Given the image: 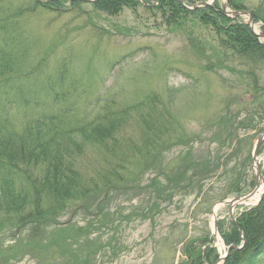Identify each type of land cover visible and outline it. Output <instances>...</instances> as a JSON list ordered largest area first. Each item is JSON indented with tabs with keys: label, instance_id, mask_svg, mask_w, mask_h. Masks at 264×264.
Here are the masks:
<instances>
[{
	"label": "rangeland",
	"instance_id": "rangeland-1",
	"mask_svg": "<svg viewBox=\"0 0 264 264\" xmlns=\"http://www.w3.org/2000/svg\"><path fill=\"white\" fill-rule=\"evenodd\" d=\"M224 1L214 0L218 6ZM243 1L249 9H264V0ZM40 3L45 4L44 0ZM4 6L6 11L0 9V21L9 31L5 42L4 37L0 39V49L5 48L10 54L6 60L11 72L0 76V85L5 90L8 81L27 92L33 87L42 89L35 100L37 104L32 102L30 106L0 99V134L5 140L23 138L25 142L27 124L38 117H58L65 112V122L75 127L98 115L103 107L115 110L138 105L146 95L156 94L170 107L179 127L178 139L188 141L165 153L166 161L171 162L173 156L189 146L196 154L208 148L215 158L225 160L219 172L203 182V193L227 191L235 180L234 167H240V163L242 166V160L251 155L254 139L264 129V114L260 112L264 103V67L256 71L261 88L256 96L251 77L245 72L239 74L236 64L233 72L218 70L220 47L210 31L191 17L180 21L178 27L170 25L160 13L139 4L133 9L122 8L116 14L98 11L90 3L73 8L65 3L61 12L36 4L33 13L19 16L15 10L33 7L34 0H12ZM191 40L195 44L193 51ZM231 134L242 142L247 140L246 145L235 151ZM128 136L134 139L130 127L121 134ZM101 160L96 151H88L80 160L83 168H79L93 176V172L102 170ZM257 161L264 173V141ZM251 170L250 164L244 169L246 177L240 184L244 193L254 180ZM149 174H143L138 185L144 186ZM143 194L132 188L112 192L103 204L107 217L101 221L82 211L74 213V208L61 213L38 242L28 239L29 226L20 227L17 239L12 237L15 229L8 218L11 214L0 212V264H82V260L74 262L70 252L62 255L58 249L60 238L55 230L60 226L66 229V224L83 229L63 237L67 243L79 238V247L73 245L72 250L79 249L76 254L89 260L86 264H176L183 240L204 236L207 231L212 233L211 211L205 213L201 204L204 194L199 199L195 193L164 198V202H157L160 212L151 207L152 200ZM88 204L93 206L94 202ZM256 204L257 198L253 197L236 206L233 215L256 208ZM215 218L227 227L228 207H220ZM216 238L212 250L223 258L219 264H228L245 247L242 241L236 251L226 252L222 239ZM48 243L50 246L41 250L42 244ZM259 264H264V256Z\"/></svg>",
	"mask_w": 264,
	"mask_h": 264
},
{
	"label": "trees",
	"instance_id": "trees-1",
	"mask_svg": "<svg viewBox=\"0 0 264 264\" xmlns=\"http://www.w3.org/2000/svg\"><path fill=\"white\" fill-rule=\"evenodd\" d=\"M8 1L12 2L0 0V9L3 12L6 11L4 4ZM140 1L147 3L148 11L155 10L160 13L161 18L170 25L178 27L180 21L183 23L184 19L191 17L210 31L220 47L217 51L218 70L233 72L236 64L239 74L245 72L251 77L252 91L256 96L259 94L261 88L257 82L256 71L264 67V45L258 42L241 20L225 17L217 5L197 8L191 12L178 0ZM204 1L206 0H182L188 6ZM138 2L139 0H96L93 4L98 11L116 14L122 8L133 9ZM65 3L67 0H52L42 5L40 0H34L33 7H19L15 11L18 16L33 13L37 4L61 12ZM80 3L79 0H72L71 6L73 8ZM228 4L232 9L248 10L253 22L260 24V30L264 33V9H249L243 0H228ZM8 29L0 21V39L4 37V42L8 38ZM192 41L191 51L195 50ZM4 49H0V76L11 72L10 62L6 60V56L10 54ZM196 50L201 48L198 46ZM203 59L198 58L199 61ZM6 84L8 86L5 90L0 85V99L23 107L30 106L32 102L37 104L35 100L39 99L42 89L33 87L27 92L19 85L14 86L13 82L8 84L7 81ZM260 112L264 114V103L260 105ZM66 114L63 112L58 117H38L31 121L24 133L25 142H22L23 138L5 140L0 134V212L11 214L8 218L11 219V228L15 229L12 237L16 239L17 231L22 230L20 227L29 226L28 239L38 242L48 234V225L52 226L57 215L73 208L74 213L82 211L92 219L101 221L107 217L103 204L110 194L127 188L144 193L147 199L152 200L151 207L157 212H160L158 203L164 202L166 198L195 193L197 199L202 194L205 195L200 203L205 213H209L215 201L242 192L240 184L243 177H246L244 169L250 163V154L242 160V166L240 163V167H234L235 180L227 191L220 194H213L212 191L203 193V182L218 173L225 160L218 156L215 158L208 148L202 154H196L189 146L173 156L170 160L172 163L166 161L165 153L178 144L186 145L188 141L182 142V139H178L176 133L179 127L170 107L156 94L146 95L144 101L138 105L115 110L103 107L98 115L75 127L74 124L65 122ZM126 127L132 129L134 139L129 136L121 137ZM230 139V143L234 142L236 145L235 151L247 143V140L244 143L240 141L235 134H231ZM88 151H96L102 158L103 168L97 174L93 172V176L80 169L83 168L80 167V160ZM148 172L150 176L146 184L138 185L143 174ZM90 201L94 202L93 206H89ZM151 207L149 214L153 210ZM236 225L242 232L245 247L238 257L232 256L228 264H258L264 255V196L256 208L238 216ZM237 227L232 223L227 228L221 222L218 225L220 237L226 246L239 245ZM73 230L74 234L83 231L81 227L74 225L73 228L69 224H66V229L62 230L60 226L57 232L55 230L60 238L58 249L62 255L70 252L74 262L82 260V264H86L89 260L79 258L76 254L79 249L72 250L73 245L74 248L79 247V238L67 243L63 237ZM210 242L208 231L204 236L183 240L180 258L176 264H213L217 256L209 248ZM49 246V243L42 244L41 250ZM12 248L14 247H10ZM52 256L55 258L53 254Z\"/></svg>",
	"mask_w": 264,
	"mask_h": 264
},
{
	"label": "water",
	"instance_id": "water-1",
	"mask_svg": "<svg viewBox=\"0 0 264 264\" xmlns=\"http://www.w3.org/2000/svg\"><path fill=\"white\" fill-rule=\"evenodd\" d=\"M223 13L226 14V4L223 6ZM229 16H231L232 18H237V17H249L248 13L245 12V11H235V12H230V13H227ZM251 19H249L248 21V26L250 28V30L253 32L252 30V25H251ZM261 38L264 39V37L261 36ZM264 139V131H262L257 137H256V141H255V144H254V148H253V154H252V161L253 163L255 164L256 163V154H257V150H258V147L260 146L261 142L263 141ZM254 172V177H255V182H254V185H253V188L248 191L246 194L242 195V196H239V197H236L230 201H223V202H220L217 204V208L219 206H224V205H228L229 206V209L231 210L233 208V206L245 201V200H248L249 198H251L254 193H255V189L257 187V185L259 184V179L262 180V183H263V188H264V179L261 177V173H260V170L258 168V166L254 168L253 170ZM214 230H215V227H214Z\"/></svg>",
	"mask_w": 264,
	"mask_h": 264
}]
</instances>
